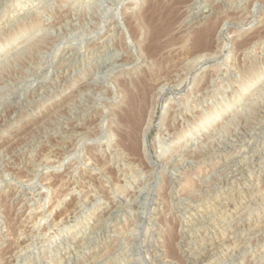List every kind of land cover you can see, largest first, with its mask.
Masks as SVG:
<instances>
[{
	"label": "rangeland",
	"instance_id": "374dc122",
	"mask_svg": "<svg viewBox=\"0 0 264 264\" xmlns=\"http://www.w3.org/2000/svg\"><path fill=\"white\" fill-rule=\"evenodd\" d=\"M0 264H264V0H0Z\"/></svg>",
	"mask_w": 264,
	"mask_h": 264
},
{
	"label": "bare ground",
	"instance_id": "6f19581e",
	"mask_svg": "<svg viewBox=\"0 0 264 264\" xmlns=\"http://www.w3.org/2000/svg\"><path fill=\"white\" fill-rule=\"evenodd\" d=\"M190 3V2H189ZM193 17V16H192ZM184 21V20H183ZM206 29V28H205ZM203 30V29H202ZM204 32H206V31H204ZM197 34H199V33H197ZM196 33H195V37H196V35H197ZM206 35V34H205ZM198 36H200V34L198 35ZM194 37V38H195ZM205 37V36H204ZM198 38V37H197ZM201 40V39H200ZM260 41V40H259ZM215 118H216V115H214V114H212L207 120H206V122L205 123H207L206 124V126H208V125H210L211 124V122L212 121H214L215 120ZM146 125V124H145ZM77 127V126H76ZM149 125H147L146 127H145V129H144V132H143V138H141V139H145V136H146V134H147V131H148V129H149ZM204 127V126H203ZM78 130V129H77ZM145 142V141H144ZM8 143V142H7ZM142 143H143V141H142ZM62 146V145H61ZM65 146V145H64ZM63 146V147H64ZM68 146V145H67ZM180 147V146H179ZM181 148H182V146H181ZM148 157H150V155L148 156ZM177 157V156H176ZM175 157V158H176ZM149 159V158H148ZM150 161H151V159H150ZM155 163V162H154ZM58 206V205H57ZM56 206V207H57ZM51 209V208H50ZM52 211V210H51ZM52 214V213H51ZM50 215V214H49ZM25 220V219H24ZM42 220V219H41Z\"/></svg>",
	"mask_w": 264,
	"mask_h": 264
}]
</instances>
